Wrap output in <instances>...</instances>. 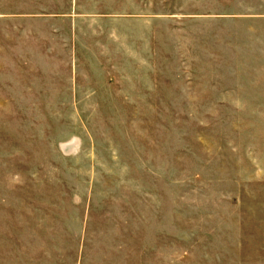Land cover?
Returning <instances> with one entry per match:
<instances>
[{"label":"rangeland","instance_id":"1","mask_svg":"<svg viewBox=\"0 0 264 264\" xmlns=\"http://www.w3.org/2000/svg\"><path fill=\"white\" fill-rule=\"evenodd\" d=\"M163 2V22L222 29L210 54L163 46L106 79L81 63L75 94L0 57V264L78 247L264 264V0Z\"/></svg>","mask_w":264,"mask_h":264},{"label":"crops","instance_id":"2","mask_svg":"<svg viewBox=\"0 0 264 264\" xmlns=\"http://www.w3.org/2000/svg\"><path fill=\"white\" fill-rule=\"evenodd\" d=\"M163 1L167 0H9L8 7H0V57L20 71L35 73L36 79L49 83L46 89L57 80L58 90L63 89L60 94H75L66 90L78 78L81 63H90L103 74L97 78L106 79L110 78L104 75L106 71H112L114 64H128L133 54L160 56L164 47L205 51L211 37L218 41L217 32L222 29H212V23L193 19L181 27L164 21L165 25ZM178 1H183L178 9L196 14L195 0ZM216 6L213 14L219 17L243 13L238 7ZM163 40L170 43L163 44ZM146 254H131L124 248L78 247L48 253L38 250L30 259L18 258L12 264H157L155 250L150 253L152 260L144 259Z\"/></svg>","mask_w":264,"mask_h":264}]
</instances>
